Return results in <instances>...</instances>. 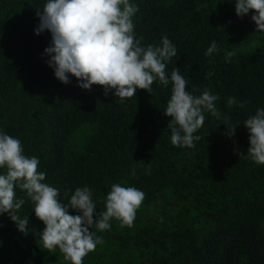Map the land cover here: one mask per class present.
<instances>
[{
    "label": "trees",
    "instance_id": "trees-1",
    "mask_svg": "<svg viewBox=\"0 0 264 264\" xmlns=\"http://www.w3.org/2000/svg\"><path fill=\"white\" fill-rule=\"evenodd\" d=\"M130 2L142 45L167 36L176 47L165 71L179 68L186 90L218 95V109L234 123L264 107V32L255 30L251 10L238 18L234 0ZM44 3L0 0V130L39 158L44 182L65 204L76 187L90 189L97 214L113 183L144 193L131 227L115 219L109 230L92 227L102 243L82 264H264V164L236 154H246L247 129L237 125L228 138L222 121L205 112L194 133L200 139L181 148L171 144L164 115L171 84L153 82L150 93L138 89L121 103L102 86L83 90L74 77L59 82L41 58L50 33L33 32ZM212 41L218 51L206 57ZM228 51L234 55L226 63ZM229 97L246 103L226 107ZM86 124L95 131L73 141ZM16 196L25 198L18 214L29 217L28 233L0 215V264H68L58 248H43V223L21 190Z\"/></svg>",
    "mask_w": 264,
    "mask_h": 264
},
{
    "label": "clouds",
    "instance_id": "clouds-1",
    "mask_svg": "<svg viewBox=\"0 0 264 264\" xmlns=\"http://www.w3.org/2000/svg\"><path fill=\"white\" fill-rule=\"evenodd\" d=\"M41 10L36 13L39 22L33 32L50 33L41 58H47L45 63L59 82L68 84L74 77L83 90L102 86L106 96L111 92L121 103L138 89L150 93L153 82L164 87L171 84L164 115L170 118L167 128L173 146L193 147L200 139L194 133L203 126L207 112L222 121L220 124L226 128L222 135L228 138L242 124L248 132L249 146L246 154H236L264 164V107H258L243 123H234L218 109V95L208 90L199 95L194 94L195 89L186 90L188 81L179 68L165 71L176 56V47L167 36L161 37L158 45H142L143 38L137 37L133 23L138 8L130 0H45ZM250 10L255 30L264 32V0H234L238 18ZM217 51V43L212 41L204 55L210 57ZM233 55L225 52V62H230ZM212 75L209 71L205 78ZM245 103L229 97L226 107L236 104L242 108ZM39 164L38 157L24 153L18 138L0 130V215L6 214L20 233H28L29 217L18 214L25 198L17 197L16 189L32 203V212L44 225L39 233L43 248H58L68 264H82L83 258L102 243L101 237L91 230L93 226L103 232L110 229V221L115 219L122 227H131L144 199L142 190L113 183L104 200L105 210L97 214L87 186L76 187L65 204L59 198V189L44 182L46 173L38 170ZM69 209L78 214H69Z\"/></svg>",
    "mask_w": 264,
    "mask_h": 264
},
{
    "label": "rangeland",
    "instance_id": "rangeland-1",
    "mask_svg": "<svg viewBox=\"0 0 264 264\" xmlns=\"http://www.w3.org/2000/svg\"><path fill=\"white\" fill-rule=\"evenodd\" d=\"M96 125L95 124H86L82 126L73 136V141H78L80 137L89 138L93 131H95ZM81 147L79 145L78 149Z\"/></svg>",
    "mask_w": 264,
    "mask_h": 264
}]
</instances>
